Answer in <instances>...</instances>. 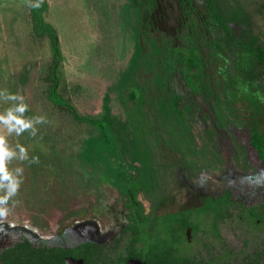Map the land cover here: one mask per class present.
<instances>
[{"label":"rangeland","instance_id":"rangeland-1","mask_svg":"<svg viewBox=\"0 0 264 264\" xmlns=\"http://www.w3.org/2000/svg\"><path fill=\"white\" fill-rule=\"evenodd\" d=\"M43 1V21L55 30L62 55L58 92L80 116L102 114L108 95L111 113L124 118L116 86L136 43L141 55L133 79L145 89L150 118L158 115V103L174 94L186 96L200 109L191 117L192 139L183 147L153 122V167L160 185L151 199L138 196L145 213L160 216L196 209L202 198L221 195L228 187L237 204L231 208L232 216L218 224L219 238L211 229L210 215L194 213L190 221L197 224V232L190 235V243H183L182 253L207 258L230 250L239 260L254 251L264 252V223L254 226L251 220L237 218L239 205L258 207L264 201V170L246 166L247 150L243 148L244 154L239 150L248 142L250 126L264 133V83L260 113L244 100L218 109L217 100L224 99L220 63L217 74L205 41L217 34L201 0ZM29 2L35 3L0 0V91L23 97L12 102L0 96V113L14 103H26L28 118L41 116L47 122L34 125L35 136L30 130L7 137L15 153L8 168L15 178L22 168L23 182L13 198L19 203L0 222V242L6 245L14 230L19 239L29 237L41 245L72 247L86 241L109 245L131 218L124 207V190L103 164L85 161L81 155L85 140L97 136L96 128L77 122L69 109L48 100L52 53L47 34L33 28ZM236 2L249 16L252 34L264 45V0ZM180 45L202 50L210 95H192L171 66V51ZM17 144L27 148V160L21 161ZM33 157H39L38 164L30 163ZM122 246L119 251L124 252Z\"/></svg>","mask_w":264,"mask_h":264},{"label":"trees","instance_id":"trees-1","mask_svg":"<svg viewBox=\"0 0 264 264\" xmlns=\"http://www.w3.org/2000/svg\"><path fill=\"white\" fill-rule=\"evenodd\" d=\"M184 2L190 3L191 0ZM201 7L217 34L212 40L205 41L210 58L217 66V74L220 63L224 99L221 103L219 99L216 101L218 109L221 104L225 108H231L236 101L244 100L255 113H260L258 110H261L263 103L260 92L264 83V45L252 34L249 16L236 0H201ZM45 10L46 5L42 0L39 8L32 7L31 15L33 28L38 34H47L52 53L51 86L47 98L52 105L69 109L77 122L96 128L97 136L85 140L81 155L85 161L103 164L107 175L111 174L122 185L125 194L124 207L131 218L119 237L109 245L87 241L69 249H33L28 243H24L5 252L7 255L4 264H65L67 256L82 259L84 264H126L128 259H139L146 264H264L263 251L245 254L239 260L232 258L230 250L223 255L207 258H196L182 253L183 243H187L186 228L191 227L192 235L197 232V224L190 221L194 213L210 215L211 229L214 236L219 238L218 224L232 216L231 208L237 204L231 199L229 192L218 197H207L203 200V205L196 209L160 216H149L145 213L138 196L143 194L151 199L160 185L153 167V122L157 121L170 133L175 144L183 147L184 143L192 139L191 117L200 109L186 96L174 94L167 102L158 103V115L154 119L150 118L146 113L145 89L133 79L141 55V49L136 43L127 71L121 75L116 86L118 100L124 108V118L111 113L108 95L102 103V114L80 116L58 92L61 83L58 68L62 55L55 30L43 21L42 13ZM233 26L238 30L235 31ZM170 61L192 95L211 94L205 74L206 59L201 49L193 45H180L172 49ZM247 132L248 142L243 147L239 146V150L243 154V148L247 150L249 157L257 155L254 162H260L264 166V133L253 125ZM108 161L109 167L106 165L109 164ZM237 210V218L241 221L251 220L254 226L264 223V213L259 208L239 205ZM121 244L124 252L119 251Z\"/></svg>","mask_w":264,"mask_h":264},{"label":"clouds","instance_id":"clouds-1","mask_svg":"<svg viewBox=\"0 0 264 264\" xmlns=\"http://www.w3.org/2000/svg\"><path fill=\"white\" fill-rule=\"evenodd\" d=\"M42 0H36V3L29 2L30 7L39 8ZM0 96H4L6 101H21L23 97L7 90L0 91ZM26 103H14L11 107L0 113V222L7 219L12 208L16 207L19 201L13 198L17 196L22 184L23 169L17 171L21 173L18 178L13 177L8 168V162L15 156V153L10 149L7 137L15 134L22 135L26 131H30L32 136L36 135L35 124L46 123V118L36 116L28 118L25 114L28 112ZM20 149L21 161L28 159V150L24 146L17 144ZM30 163H39V157H33ZM11 202V205H10Z\"/></svg>","mask_w":264,"mask_h":264},{"label":"flooded vegetation","instance_id":"flooded-vegetation-1","mask_svg":"<svg viewBox=\"0 0 264 264\" xmlns=\"http://www.w3.org/2000/svg\"><path fill=\"white\" fill-rule=\"evenodd\" d=\"M251 159L253 160V162H251ZM257 160V155H254V156H251V157H248V164H245L246 166H250V168H255V170H257V171H261V170H264V166L259 162L258 164H256L254 161H256ZM158 181H159V179H158ZM217 185V184H216ZM217 186H215V188H216ZM226 192H229L230 193V190L228 189V187H226V189L223 191V193L221 194V195H223V194H225ZM230 195H231V193H230ZM218 196H220V195H208V196H206V197H204V198H202V205H203V200L204 199H206L207 197H218ZM143 205V204H142ZM201 205V206H202ZM246 208H251V207H246ZM253 208H259L263 213H264V201L263 202H261L259 205H258V207H253ZM145 210V209H144ZM187 228H190V235H192V229H191V227H187ZM186 228V229H187ZM4 232V231H3ZM10 232L12 233L11 234V236L10 237H8L6 240H5V243H6V245L4 246L3 245V243H1L0 242V245H2V248H0V264H4V261H5V259H6V255L7 254H5V252L6 251H8L9 249H12V248H15L16 246H19V245H21V244H24V243H28L29 245H30V247H32L33 249H39V248H53V247H56V248H61V249H69V248H74V247H76V246H78V245H76V246H72V247H58V246H54V245H41L40 243H37V242H34L31 238H29V237H23L22 239H19L18 237L20 236V234H19V232H14V230H10ZM121 232H122V230H121ZM185 232H186V230H185ZM121 234V233H120ZM1 236H3V235H0V237ZM119 237V236H118ZM117 237V238H118ZM185 237H186V235H185ZM18 238V239H17ZM87 242V241H86ZM89 242H91V241H89ZM186 242L187 243H190L191 242V240L190 241H187V239H186ZM93 243H95V242H93ZM81 244V243H80ZM97 244V243H96ZM100 245V244H99ZM9 254V253H8ZM67 257H71V256H67ZM73 258V257H72ZM75 259V258H74ZM84 262V261H83Z\"/></svg>","mask_w":264,"mask_h":264},{"label":"water","instance_id":"water-1","mask_svg":"<svg viewBox=\"0 0 264 264\" xmlns=\"http://www.w3.org/2000/svg\"><path fill=\"white\" fill-rule=\"evenodd\" d=\"M187 241H190V228L186 229L185 232ZM65 264H84L82 259H74L72 257L65 258ZM126 264H146L139 259H128Z\"/></svg>","mask_w":264,"mask_h":264}]
</instances>
